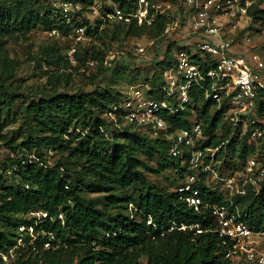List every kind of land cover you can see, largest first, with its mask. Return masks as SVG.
<instances>
[{"label":"trees","instance_id":"trees-1","mask_svg":"<svg viewBox=\"0 0 264 264\" xmlns=\"http://www.w3.org/2000/svg\"><path fill=\"white\" fill-rule=\"evenodd\" d=\"M73 1L81 5L79 18L73 25H64L60 15L52 10L51 2L0 0V43L25 36L39 27L46 32L59 29L61 36L53 37L57 39L70 35L77 27H85L87 37L97 35L103 21L99 20L92 28L82 19L84 10L93 6L95 0ZM109 1L113 6L105 16L116 9L131 13L138 7V0ZM251 1L249 18L264 22V0ZM151 14L140 25L134 21L131 26L136 24L138 35L154 34L159 42L168 43L163 57H155L153 61L160 75L158 79L153 76L145 94L164 100L167 95L163 90V71L175 63L179 46L177 40L163 35L172 15L166 16L158 9ZM243 34L242 30L239 36ZM90 58L103 63L101 54L95 50L90 51ZM194 60L205 71L213 58L197 56ZM35 61L51 68L46 71L49 80H71L73 67L57 44L43 49ZM116 62L109 63L112 72L116 71ZM122 66L130 67L129 64ZM211 83L210 80L206 85ZM125 96L126 93L96 89L80 93L61 89H52L49 94L32 90L13 93L0 80V112L6 111L9 116L0 122V149L4 144L11 152L0 164V264H138L141 257L147 258V264H230L215 233L218 217L211 211L226 204L225 197L199 183L197 186L207 207L195 211L179 199L177 188L185 179L188 167L168 156L167 141L154 139L146 131L124 125L120 120V127H116L108 117ZM191 97L192 107L175 115H164L169 130L189 128L190 118L195 116L203 127L204 147H218L229 140L231 128L213 103L205 99L204 89L194 88ZM256 117L264 128V93L259 94ZM18 120L17 135L8 139L4 130ZM247 142L248 137H243L228 144L240 162L255 152L254 146ZM53 150L68 156L62 157L63 162H52L47 152ZM31 155L38 161L31 160ZM153 158H157V169L148 167L147 161ZM70 160L85 173L69 175L65 162ZM171 168L178 179L174 191L156 185L147 176V173L159 175ZM86 176L96 180H87ZM126 189L136 194L123 193ZM83 190L102 193L101 208L86 200ZM235 203L248 213L249 225L264 224V185L260 189L248 188L244 195L236 197ZM130 205L134 206L132 211H129ZM38 210L48 212L53 220L35 227L39 237L37 251L17 249L15 258L8 262V251L16 245L18 228L34 225V220L27 215ZM60 212L64 221L58 220ZM182 226L187 228L183 230ZM41 230L55 235L57 241L52 248H42Z\"/></svg>","mask_w":264,"mask_h":264},{"label":"built area","instance_id":"built-area-1","mask_svg":"<svg viewBox=\"0 0 264 264\" xmlns=\"http://www.w3.org/2000/svg\"><path fill=\"white\" fill-rule=\"evenodd\" d=\"M51 5L60 15L62 24L73 25L78 20L81 5L76 1L57 0ZM252 5L251 0H180L163 33L164 37L177 40L179 46L175 63L163 71V90L167 99L149 98L140 88L131 87L121 103L108 114L116 127H120V120L124 125L146 131L154 139L167 141L168 156L188 167L177 192L179 199L189 207L200 211L208 206L197 186L199 183L225 197L226 204L211 211L218 217L215 233L224 258L230 264H264V224L249 225L246 221L248 213L235 203L236 197L244 195L248 188L260 189L264 185V128L256 117L257 100L259 94L264 93V65L256 53L246 55L235 51L238 45L229 38L242 20L249 17ZM137 6L131 13L116 9L106 18L141 24L157 8L148 0H138ZM47 34L59 37L62 33L53 29ZM73 34L78 40L87 37L85 27L75 28ZM181 34H187V37ZM137 51L144 49L138 45ZM197 56L213 58L205 71L194 60ZM210 80L212 83L206 85ZM196 87L204 89L205 99L213 103L231 128L230 139L218 147H204L203 127L195 116L190 118L189 128L174 132L169 130L165 120L164 115H175L193 106L191 91ZM220 132L218 130L216 134ZM243 137H248L247 144L254 146L255 152L240 162L228 144ZM30 159L38 161L34 155ZM12 172L8 171V174ZM57 217L60 221L65 219L62 212ZM27 218L34 220V225L18 228L16 245L8 251V262L15 258L17 249L37 251L39 237L35 227L48 219L53 220L42 210L29 212ZM40 235L43 249L52 248L57 241L52 232L41 230Z\"/></svg>","mask_w":264,"mask_h":264},{"label":"rangeland","instance_id":"rangeland-1","mask_svg":"<svg viewBox=\"0 0 264 264\" xmlns=\"http://www.w3.org/2000/svg\"><path fill=\"white\" fill-rule=\"evenodd\" d=\"M44 1L52 3L57 0ZM155 4L157 5L156 9L164 15L170 16L176 11L178 0H158ZM112 6L109 0H95L93 6L84 10L82 19L88 26L94 28L99 20H102L103 24L100 26L97 35L88 36L82 40H78L73 33L62 38H53L39 27L25 36H17L7 40L6 43H0V80L2 83L13 93H28L29 90H32L35 93L49 94L52 89L80 93L96 89L101 92L125 94L130 91L131 87L139 86L146 94L153 76L158 79L160 75L159 67H155L153 61L155 57H159V59L163 57L168 43L166 41L159 42V37L154 34L138 35L135 30V25H140L138 22L131 26V22L134 23V21L127 24H117L115 20L106 19L105 13L110 11ZM242 30L244 34L239 36ZM181 35L187 37V34ZM229 36V38L234 39L236 44L238 43L235 51L246 55L256 53L264 65L263 21L253 22V19L245 17L235 32ZM53 44L61 47V54L70 61L73 67L72 77L68 82L64 79L62 81L54 80V82L49 80L46 71L51 68L35 61L43 49H50ZM138 45L144 49L143 52L137 51ZM91 50L101 54L102 64L90 58ZM76 54L78 58L75 57ZM111 61L118 62L115 64V72L109 70V67L112 66L109 64ZM123 64H129L130 67L125 69ZM21 101L23 102L24 99ZM8 118L6 111L0 112L1 123ZM20 120L16 124L10 123L4 130L8 139L17 135ZM10 153L8 147L2 144L0 164L11 155ZM47 154L51 156L52 162H59L60 160L63 162L62 157L68 156V153L55 150L47 152ZM65 163L69 175L85 173V170L83 168L81 170V167L74 164L72 160ZM147 164L150 169L158 168L157 158L147 161ZM147 176L156 185L170 191H174L178 185V179L172 168L159 175L147 173ZM86 179L94 181L96 177L88 176ZM123 193L136 194L132 189L123 190ZM82 196L101 208L102 193H91L83 190ZM133 209L134 206L130 205L129 211ZM138 264H147V258L141 257Z\"/></svg>","mask_w":264,"mask_h":264}]
</instances>
